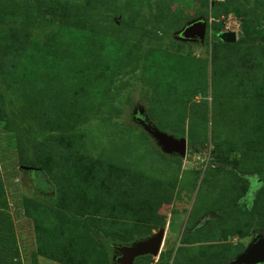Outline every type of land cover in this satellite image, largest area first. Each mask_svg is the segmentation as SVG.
<instances>
[{"label":"rangeland","instance_id":"1","mask_svg":"<svg viewBox=\"0 0 264 264\" xmlns=\"http://www.w3.org/2000/svg\"><path fill=\"white\" fill-rule=\"evenodd\" d=\"M197 22L204 42L182 39ZM212 28L241 40L224 46ZM14 40L68 41L64 65L37 87L85 99L66 112L73 160L46 161L35 145L50 130L0 80V211L15 264H119V249L160 229L159 255L134 264H226L264 238V0H0V48ZM83 50L122 60L106 73L95 62L91 85ZM145 123L190 151L164 153Z\"/></svg>","mask_w":264,"mask_h":264},{"label":"trees","instance_id":"2","mask_svg":"<svg viewBox=\"0 0 264 264\" xmlns=\"http://www.w3.org/2000/svg\"><path fill=\"white\" fill-rule=\"evenodd\" d=\"M65 32H67V30H63V33ZM211 33L215 39H217L224 46L234 47L241 40V38L238 37L234 44H226L220 41V39L217 37V35L220 33V30L212 28ZM62 38L66 39V35H63ZM57 39L61 38L57 37ZM110 40L111 43H113L115 38L111 36ZM12 42L13 44L8 48H0L1 83L7 86L11 85L13 92L21 91L22 93L19 92V94L24 110L27 112L32 111V113H36L35 120L38 121L39 127L43 130H50L51 136L45 137L42 142L36 143L37 145H35V148L41 155V158L46 159V161L49 159V157L58 158V160L61 162L63 160V154L66 153L68 157L73 160L74 155L69 153L74 150L71 147L72 141L64 135L65 130H67L66 127L70 125V116L68 117V113L66 112L77 107V104L82 102V100L85 101L82 91L78 90V87H76V90H67L61 98L62 91L56 90V87L52 85H50V90L45 91L44 89V92L42 91V88L39 90V87H37L41 81H47L48 75H53V73L56 72L58 68H61V66L64 65L65 57L68 54L66 50L69 49L68 41H66L65 44L56 41V43H53L48 49L45 47H39L36 44L29 45V42L21 41L20 43H15V40ZM77 52L78 50L73 49V55H71L73 60L77 59L79 54ZM5 53H7L6 56H4ZM81 53L83 55H79V59L86 61V68H91L90 73L93 74L89 79L87 76L83 79H85L86 82H89L91 85L98 81V76H96V74L92 71L93 69L101 66L99 69L106 73V69L109 71V68H106L108 64L113 62L116 63L118 60H122V54H116L111 50L104 53L102 57L99 54L100 56L95 57L94 59H92V57L88 58V51L86 52L83 50ZM97 61L99 62V65L93 66ZM79 72L82 74L81 69ZM100 76H103V74ZM100 76L99 80L101 81L102 77ZM51 94L54 95V100H50L47 97V95ZM260 113H264V111L260 110ZM256 119L255 125L258 126H255V128L256 130H261L258 136L260 138H264V125L261 126L259 118ZM188 143L189 147L194 150L195 145L192 133H189ZM78 172L80 175L79 177H82L84 180V172L82 170ZM254 173L257 175V179L260 180L259 183L261 182L264 185V170H256ZM92 185H94L93 181L88 182L87 186L92 187ZM88 187L85 188L86 193L87 195L90 194L89 197H91L92 189L90 192ZM262 188L263 187L255 192V199L253 200L254 202H256L257 198L261 195ZM13 244V231L9 224V220L4 215V213L0 211V264H15V258H13L11 249V245ZM52 260L56 261L55 259ZM34 264L37 263L34 262Z\"/></svg>","mask_w":264,"mask_h":264},{"label":"water","instance_id":"3","mask_svg":"<svg viewBox=\"0 0 264 264\" xmlns=\"http://www.w3.org/2000/svg\"><path fill=\"white\" fill-rule=\"evenodd\" d=\"M207 25L205 22H197L190 25L181 33V38L187 41H198L203 43L206 35ZM236 33H219L217 37L226 44H234L237 41ZM149 135L157 142L162 151L166 154H177L184 157L187 152L186 139H175L159 132L150 124H144ZM23 170H30L23 168ZM165 230L160 229L155 236L133 245L119 249V264H134L135 260L144 256L157 257L163 243ZM226 264H264V238H257L242 254Z\"/></svg>","mask_w":264,"mask_h":264},{"label":"built area","instance_id":"4","mask_svg":"<svg viewBox=\"0 0 264 264\" xmlns=\"http://www.w3.org/2000/svg\"><path fill=\"white\" fill-rule=\"evenodd\" d=\"M225 29H226V31H229L230 25H226Z\"/></svg>","mask_w":264,"mask_h":264},{"label":"flooded vegetation","instance_id":"5","mask_svg":"<svg viewBox=\"0 0 264 264\" xmlns=\"http://www.w3.org/2000/svg\"><path fill=\"white\" fill-rule=\"evenodd\" d=\"M206 36V35H205ZM190 151V149L187 147V152H189ZM187 152H186V154H187Z\"/></svg>","mask_w":264,"mask_h":264},{"label":"clouds","instance_id":"6","mask_svg":"<svg viewBox=\"0 0 264 264\" xmlns=\"http://www.w3.org/2000/svg\"><path fill=\"white\" fill-rule=\"evenodd\" d=\"M237 37V36H236Z\"/></svg>","mask_w":264,"mask_h":264}]
</instances>
